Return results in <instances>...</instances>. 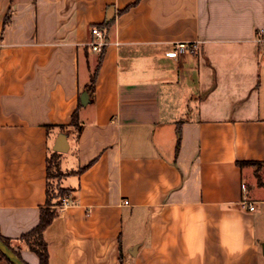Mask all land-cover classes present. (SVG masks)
Masks as SVG:
<instances>
[{
  "label": "crops",
  "instance_id": "crops-1",
  "mask_svg": "<svg viewBox=\"0 0 264 264\" xmlns=\"http://www.w3.org/2000/svg\"><path fill=\"white\" fill-rule=\"evenodd\" d=\"M135 1L0 0V234L39 264L19 239L57 153L72 202L43 233L49 264H264V180L238 164H264V0L119 13ZM112 18L91 93V29Z\"/></svg>",
  "mask_w": 264,
  "mask_h": 264
},
{
  "label": "trees",
  "instance_id": "trees-1",
  "mask_svg": "<svg viewBox=\"0 0 264 264\" xmlns=\"http://www.w3.org/2000/svg\"><path fill=\"white\" fill-rule=\"evenodd\" d=\"M140 0H136L134 4L126 7L124 10L119 11V13H123L127 11L131 6L137 4ZM7 18H5L6 21ZM114 19H109L105 21L102 24L96 25L98 29H100L103 33L104 39L107 33L110 31L111 27L113 26ZM103 53L104 49L102 48L101 52L99 53V56L97 58V64L94 68V71L91 74L90 82L87 87V90L89 92H93L95 83L97 80V74L99 67L102 62L103 58ZM71 126L80 129L79 123H78V113L77 110L72 114L71 116ZM63 128V126H60ZM177 142H176V154L178 153L179 146H180V139H181V130H180V125L177 127ZM51 159H54V166L57 171H59L61 174L58 176V178H61L63 176V173L61 172L59 168V163H58V154L57 153H52L49 158L47 159V188H46V201L45 204L40 208V215H39V222L38 224L33 227L30 231L24 233L21 235L19 241L21 243H24L30 251H32L39 259V264H49V255H48V250H47V244L44 240L43 233L45 229L51 224V222L54 220V218L57 215V208L60 205L61 199L67 194L68 190H65L63 188H60V192L56 195L53 196L51 193V169H50V163ZM238 164H259V162H238ZM257 179L259 180V177L257 176ZM60 186V185H59ZM0 240L7 246L9 247L21 260V256L18 252H16L12 246L11 240L3 237L0 234ZM0 259L5 261L7 264H12L1 252H0ZM121 263H122V255L120 256ZM23 261V260H22ZM24 262V261H23ZM25 263V262H24ZM27 264V263H25Z\"/></svg>",
  "mask_w": 264,
  "mask_h": 264
},
{
  "label": "built area",
  "instance_id": "built-area-1",
  "mask_svg": "<svg viewBox=\"0 0 264 264\" xmlns=\"http://www.w3.org/2000/svg\"><path fill=\"white\" fill-rule=\"evenodd\" d=\"M91 34L94 37V40L90 44L91 49L94 52L100 53L103 46L105 45V39H104L103 33L97 27H93L91 29ZM255 42L258 47L259 57L264 62V29L257 30ZM199 48H200L199 41H195L191 43L179 42V43H175L170 49H168L165 52V55L171 58H178L179 56L186 54V53L197 54L199 52ZM241 188L243 191H245V185H242ZM71 202L72 201H71L70 196L66 195L61 199L59 207L64 208L66 206H69ZM124 203L128 204V202H124ZM244 204L247 205V209L249 211L254 210L253 204L246 202V201H244Z\"/></svg>",
  "mask_w": 264,
  "mask_h": 264
},
{
  "label": "rangeland",
  "instance_id": "rangeland-1",
  "mask_svg": "<svg viewBox=\"0 0 264 264\" xmlns=\"http://www.w3.org/2000/svg\"><path fill=\"white\" fill-rule=\"evenodd\" d=\"M54 163H55L54 159H51V163H50L51 180H50V182H51V193L53 194V196H56L60 192V188H61L59 186L60 178H58V176L61 173L55 169ZM252 169H253L255 176H258L262 182L264 180V164L259 163V164L252 165ZM251 180H252V182L254 181L253 179H251ZM65 196H66V194H65Z\"/></svg>",
  "mask_w": 264,
  "mask_h": 264
},
{
  "label": "water",
  "instance_id": "water-1",
  "mask_svg": "<svg viewBox=\"0 0 264 264\" xmlns=\"http://www.w3.org/2000/svg\"><path fill=\"white\" fill-rule=\"evenodd\" d=\"M62 137H60L57 142L54 150L57 152H64L65 145L62 141ZM0 252L12 263V264H25L9 247H7L1 240H0Z\"/></svg>",
  "mask_w": 264,
  "mask_h": 264
}]
</instances>
